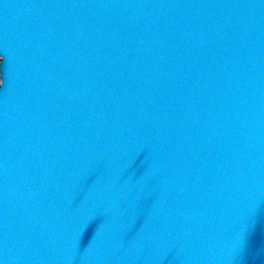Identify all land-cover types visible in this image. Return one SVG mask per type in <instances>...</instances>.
<instances>
[{"label": "water", "instance_id": "obj_1", "mask_svg": "<svg viewBox=\"0 0 264 264\" xmlns=\"http://www.w3.org/2000/svg\"><path fill=\"white\" fill-rule=\"evenodd\" d=\"M0 264H264V0H0Z\"/></svg>", "mask_w": 264, "mask_h": 264}]
</instances>
